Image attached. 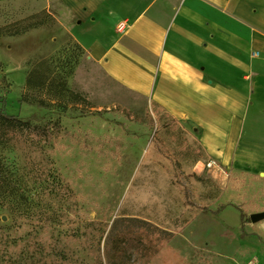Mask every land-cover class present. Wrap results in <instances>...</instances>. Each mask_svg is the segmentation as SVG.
Returning a JSON list of instances; mask_svg holds the SVG:
<instances>
[{
	"label": "rangeland",
	"instance_id": "374dc122",
	"mask_svg": "<svg viewBox=\"0 0 264 264\" xmlns=\"http://www.w3.org/2000/svg\"><path fill=\"white\" fill-rule=\"evenodd\" d=\"M44 9L55 23L40 29L59 28L58 17L66 13L59 0L0 2V27ZM77 46L62 33L29 56L30 38L0 37V62L12 84L0 91V111L34 125L49 124L54 131L50 143L35 149L0 129V156L25 181L38 168H53L74 191V219L108 225L103 236L92 230L78 235L79 241L60 239L68 249L77 248L72 262L110 264V230L115 222L123 230L131 220L172 236L169 245L181 258L167 254L170 264H264V220L246 221L264 211V181L250 172L207 166L211 160L194 129L106 78ZM40 57H53L64 74L73 70L70 88L91 106L71 100L62 111L22 103L28 63ZM221 204L228 207L213 214ZM0 241V264H21L18 220L1 202ZM167 255L145 262L135 258L132 264H169Z\"/></svg>",
	"mask_w": 264,
	"mask_h": 264
},
{
	"label": "crops",
	"instance_id": "0c3cea01",
	"mask_svg": "<svg viewBox=\"0 0 264 264\" xmlns=\"http://www.w3.org/2000/svg\"><path fill=\"white\" fill-rule=\"evenodd\" d=\"M59 1V28L18 37L29 56L67 33L106 78L194 129L220 169L264 176V0Z\"/></svg>",
	"mask_w": 264,
	"mask_h": 264
},
{
	"label": "trees",
	"instance_id": "16d2710c",
	"mask_svg": "<svg viewBox=\"0 0 264 264\" xmlns=\"http://www.w3.org/2000/svg\"><path fill=\"white\" fill-rule=\"evenodd\" d=\"M50 22L54 25V15L44 9L33 16L0 27V37L18 38L32 30L48 27ZM77 48L83 51L81 46L78 45ZM55 63L53 57H40L28 63L29 72L21 95L22 103L43 108L55 107L64 111L73 100L90 107L88 99L70 88L68 77L73 70L64 74L58 71V65ZM11 85L0 62V91H7ZM0 129L4 136L10 134L20 137L35 149L42 143H50L54 135L49 124L34 125L28 120L23 121L15 115L1 111ZM33 172V176L25 181L17 172H13L12 167L0 156V202L2 207L18 220L21 264H89L86 260L73 263L72 257L77 248L68 249V244H62L60 239L65 236L79 241L78 235L92 230H101L103 236L108 230V225L86 218L75 220V194L71 186L64 183L53 168H38ZM255 177L264 181V176ZM46 198L56 203H49ZM6 204H9L8 207H5ZM227 207L228 205L221 204L213 214L217 215ZM243 218L241 213V222ZM246 221H250V218ZM116 224L117 222L106 240L110 264H132L135 258L145 262L160 253L170 254L175 259L181 258L169 245L172 236H165L162 230L155 229L151 232L145 226L136 227L131 220L125 221L123 230L115 228ZM2 245L0 241L3 248ZM70 249L72 251H69ZM166 260L170 264L168 255Z\"/></svg>",
	"mask_w": 264,
	"mask_h": 264
},
{
	"label": "water",
	"instance_id": "95a60500",
	"mask_svg": "<svg viewBox=\"0 0 264 264\" xmlns=\"http://www.w3.org/2000/svg\"><path fill=\"white\" fill-rule=\"evenodd\" d=\"M250 219L252 223H257L260 222L261 220H264V211H262L261 213L251 215Z\"/></svg>",
	"mask_w": 264,
	"mask_h": 264
},
{
	"label": "built area",
	"instance_id": "2783aa9c",
	"mask_svg": "<svg viewBox=\"0 0 264 264\" xmlns=\"http://www.w3.org/2000/svg\"><path fill=\"white\" fill-rule=\"evenodd\" d=\"M125 27H126V24L125 23L120 24L118 30L119 31H123L125 29ZM212 165H215V163L213 161H209L208 164H207V166H209V167H212Z\"/></svg>",
	"mask_w": 264,
	"mask_h": 264
}]
</instances>
